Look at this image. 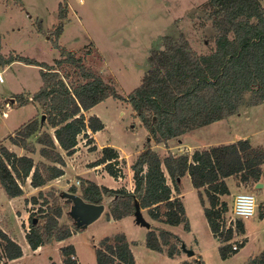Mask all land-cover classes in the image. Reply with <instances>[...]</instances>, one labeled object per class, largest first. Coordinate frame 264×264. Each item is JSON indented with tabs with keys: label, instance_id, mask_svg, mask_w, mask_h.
<instances>
[{
	"label": "trees",
	"instance_id": "1",
	"mask_svg": "<svg viewBox=\"0 0 264 264\" xmlns=\"http://www.w3.org/2000/svg\"><path fill=\"white\" fill-rule=\"evenodd\" d=\"M208 19L214 28L215 47L205 53L196 51L188 38L164 36L163 48L153 49L149 68L140 84L123 96L114 78L106 80L88 62L87 55L57 44L68 16V3H60V18L53 35L61 48L60 57L53 64L16 54L1 52L0 65L23 61L38 65L42 84L32 95L23 93L10 98L9 108L33 101L41 110L21 125L10 141L31 152H38L36 161L30 154L19 155L0 140V184L10 198L24 195V184L41 188L65 173L64 153L77 150L79 136L88 137L92 151L97 149L93 133L105 128L97 114L86 112L108 97L128 101L134 114L141 119L155 142H168L202 126L226 119L264 102V5L261 0H208ZM42 28L40 27V31ZM1 106V104H0ZM5 112V111H4ZM91 130L90 133L88 131ZM120 152L111 145L103 146L101 155L90 166L104 165L114 178L124 176ZM134 188H113L82 176L80 195L85 201L101 204L112 197L109 219H121L134 214L137 205L147 209L155 219L171 225L184 223L189 229L185 205L180 195L183 177L189 174L192 184L200 191L204 212L213 234L220 240L221 256L226 259L233 249L236 235L246 232L243 219L235 226L228 224V202L223 195L230 194L226 181L238 177L239 184L257 185L264 182V147L254 146L241 138L230 143L211 145L188 152H169L162 156L149 143L131 165ZM171 179V183L168 181ZM70 192L78 191L70 186ZM55 192H38L30 201H43L26 234L30 247L68 239L81 230L76 224L60 222L63 206L56 202ZM52 198V199H50ZM53 200V201H52ZM67 201L72 202L67 198ZM73 203V202H72ZM261 215H264L262 211ZM247 239L239 242V248ZM182 239L165 227L148 230L145 244L152 250L177 257L183 253ZM126 234L106 236L96 245L97 264H138ZM63 264H80L72 243L60 247ZM21 244L0 227V264L23 256ZM50 264H57L51 261ZM181 264H193L182 260ZM249 264H264V251L251 256Z\"/></svg>",
	"mask_w": 264,
	"mask_h": 264
},
{
	"label": "rangeland",
	"instance_id": "2",
	"mask_svg": "<svg viewBox=\"0 0 264 264\" xmlns=\"http://www.w3.org/2000/svg\"><path fill=\"white\" fill-rule=\"evenodd\" d=\"M62 1L0 0L1 52L6 56L18 54L48 64H53L60 57L61 48L57 44L75 50L77 55L88 54V62L106 80L111 77L117 80L119 92L127 96L140 84L149 68L151 51L163 48L164 36L180 38L183 35L199 53L215 47V31L208 19L206 6L208 0H66L68 16L56 44L53 27L59 21ZM261 1L264 5V0ZM0 71V140L19 155L30 154L39 161L41 157L38 152L31 153L16 146L10 141V135L32 117L41 116V110L33 101L12 108H9V104L10 98L17 94L32 95L38 91L42 84L40 67L14 61L0 65ZM86 114H97L105 123V128L95 132L96 150H90L93 143H89L87 135L81 134L76 150L78 153H64L66 165L63 178L71 183L70 186L77 187V194H80V183L77 181L81 179V174L90 175L87 171L91 170L90 163L101 155L103 146L120 149L124 157L120 164L124 176L117 179L121 178L118 184L126 188L134 183L131 165L147 143L162 156L169 152L191 154L196 149L241 138L249 139L254 146L264 147V102L196 128L179 138H171L166 143L154 141L126 100L108 97ZM186 146L192 149L188 150ZM104 169V166L98 169L100 175ZM238 179L236 176L226 179L230 194L223 195V200L229 206L226 214L228 222L234 218V196L239 190L255 193L258 206L255 215L244 219L247 242L226 259L221 256V242L209 226L200 191L193 186L189 174L181 181L180 194L174 190V196L180 195L185 205L189 229L184 223L171 225L155 220L147 209H142V212L151 226L165 227L178 234L186 246L195 251L192 257L184 251L180 256L170 257L147 247L145 239L149 229L136 222L135 214L117 220L109 219L112 197L105 199L104 211L96 220L84 222L77 215L78 223L72 213L73 203L67 201L64 195L70 192V186L62 190L61 187L48 186L43 191L48 194L55 192L54 200L63 206L61 223L70 226L76 224L81 228L66 239V243L74 244L80 264H97L96 245L106 236L117 233H124L130 241H137L132 248L138 264H181L182 260L193 264H249L251 256L264 251V215H261L264 211V182L258 187L239 184ZM168 181L172 184L170 177ZM24 189V195L12 199L0 184V227L24 244V257L16 264H50L51 261L63 264L60 250L63 243L47 244L38 252L27 245L26 234L30 230L31 216L38 218L36 212L43 200L40 198L38 204L30 201L39 192L31 185L30 178L24 184ZM243 238L244 235H236L232 243L239 245Z\"/></svg>",
	"mask_w": 264,
	"mask_h": 264
},
{
	"label": "water",
	"instance_id": "3",
	"mask_svg": "<svg viewBox=\"0 0 264 264\" xmlns=\"http://www.w3.org/2000/svg\"><path fill=\"white\" fill-rule=\"evenodd\" d=\"M262 185H263L262 182H259L257 184L258 187ZM64 195L66 198L71 199L73 202L72 213L74 214V216L76 217L78 215L80 220H83L84 222H90V221L96 220L101 215V213L104 211L105 203H101V204L91 203V202L85 201L80 194L72 193V192H65ZM134 214H135L137 223L143 226H146L148 229L151 228V223L145 218L142 212V209L140 208L139 205H137V209ZM37 220L38 219L35 218L34 222L36 223ZM77 220L79 223V219ZM181 246H182V250L188 256L190 257L195 256V251L192 249H189L184 242L182 243Z\"/></svg>",
	"mask_w": 264,
	"mask_h": 264
},
{
	"label": "crops",
	"instance_id": "4",
	"mask_svg": "<svg viewBox=\"0 0 264 264\" xmlns=\"http://www.w3.org/2000/svg\"><path fill=\"white\" fill-rule=\"evenodd\" d=\"M93 135V137L95 138V136H96V133H93L92 134ZM181 140H179V142H180ZM186 145V144H185ZM186 147H188V150L189 149H192L190 146H186ZM196 148V147H195ZM118 149V148H117ZM119 150V152H120V155H121V158H123L124 159V157H123V155H122V153H121V151H120V149H118ZM76 153H78V152H75L74 154H76ZM104 165H97V166H93V167H91V170L90 169H88L87 171L88 172H90L89 174V176H85V175H83V174H81V176H84V177H87V178H90V179H92V180H94V181H96L97 183H99V184H104V185H107V186H109V187H113V188H119V187H121V185L120 184H118L122 179V177L120 178V180H118V179H116V178H114L112 175H110L108 172H107V170H102V173H101V175L99 174V170L98 169H100V168H102ZM64 170H65V168H64ZM95 170H97V171H95ZM92 171H94V172H92ZM80 175V174H79ZM103 175V176H102ZM133 175V174H132ZM63 176H64V174L62 175V176H60V177H57V178H55V179H53L50 183H48L47 185H45L44 187H41V188H37V187H35V191H40V190H43V189H45V188H47L48 186H53V187H61L60 189L62 190V189H67L66 187H69L70 185H71V183H67L66 181H65V179L63 178ZM134 184V183H133ZM133 184H131L130 186H127V188L129 189V190H133ZM237 186V185H236ZM238 188V187H237ZM238 190H239V188H238ZM238 192H240V190L238 191ZM237 192V193H238ZM33 193H35V192H33ZM236 193V194H237ZM235 194V195H236ZM33 195V194H32ZM235 197V196H234ZM15 198H17V197H15ZM15 198H12V199H15ZM222 199H223V196H222ZM245 222V221H244ZM245 229H246V223H245ZM244 237L247 239V236H246V232H245V234H244ZM60 243H63V244H66V240H63V241H59ZM247 242V241H246ZM62 244V245H63ZM29 247H30V245H29V243L27 244ZM21 246L23 247V251H24V254H25V249H24V244L21 242ZM44 247L45 246H40V247H38L36 250H34L33 249V251L34 252H38V251H41V250H43L44 249ZM133 249V248H132ZM134 252V251H133ZM24 254H23V256H21V257H19V258H16V259H12V260H10L7 264H16V263H18V262H20L21 260H22V258L24 257ZM134 254H135V252H134ZM135 256H137V255H135ZM137 259V258H136Z\"/></svg>",
	"mask_w": 264,
	"mask_h": 264
},
{
	"label": "clouds",
	"instance_id": "5",
	"mask_svg": "<svg viewBox=\"0 0 264 264\" xmlns=\"http://www.w3.org/2000/svg\"><path fill=\"white\" fill-rule=\"evenodd\" d=\"M257 210L256 197L252 195L238 196L234 206V212L240 218L254 215Z\"/></svg>",
	"mask_w": 264,
	"mask_h": 264
},
{
	"label": "built area",
	"instance_id": "6",
	"mask_svg": "<svg viewBox=\"0 0 264 264\" xmlns=\"http://www.w3.org/2000/svg\"><path fill=\"white\" fill-rule=\"evenodd\" d=\"M2 79V74H1V71H0V80ZM77 183L79 184L80 183V181L78 180L77 181ZM244 195H252V196H255L256 197V195H255V193H253V192H250V191H241V192H238L236 195H235V197H234V204H233V215H234V218L230 221V223L229 224H232L233 226H235V224H236V220L237 219H242V218H240L239 216H237L236 214H235V212H234V206H235V202H236V199H237V197L238 196H244ZM256 203H257V206H258V202H257V199H256ZM255 215V214H254ZM253 216V215H252ZM251 217V216H250ZM250 217H246V218H250ZM245 218H243V220H244ZM233 249H239V245H237V244H234L233 245Z\"/></svg>",
	"mask_w": 264,
	"mask_h": 264
}]
</instances>
